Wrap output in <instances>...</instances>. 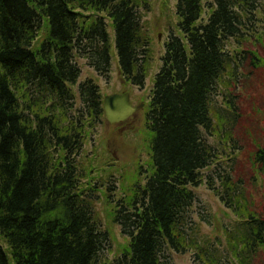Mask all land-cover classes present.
<instances>
[{
	"label": "trees",
	"instance_id": "1",
	"mask_svg": "<svg viewBox=\"0 0 264 264\" xmlns=\"http://www.w3.org/2000/svg\"><path fill=\"white\" fill-rule=\"evenodd\" d=\"M151 2L0 0V264H172L168 250L191 252L194 264H255L264 255V208L226 171L202 172L220 164L206 139L217 108L229 106L215 102L219 86L241 61L262 64L244 45L264 0H177L180 35L165 44L147 111L151 173L113 213L127 248L111 262L103 257L110 236L81 162L89 134L105 122L103 97L91 79L76 96L77 60L109 77L108 18L120 75L143 89L152 47L142 12ZM262 138L250 163L264 173V130ZM203 182L237 219L225 230V255L209 247L193 215L190 188Z\"/></svg>",
	"mask_w": 264,
	"mask_h": 264
},
{
	"label": "rangeland",
	"instance_id": "2",
	"mask_svg": "<svg viewBox=\"0 0 264 264\" xmlns=\"http://www.w3.org/2000/svg\"><path fill=\"white\" fill-rule=\"evenodd\" d=\"M177 4V0H152L150 12H142L144 30L151 40L152 47L151 66L144 89L126 85L122 79L115 47V32L112 21L108 18L106 23L112 56L109 77L99 76L87 66L86 61L77 60L81 69L78 84L73 87L77 97L79 85L91 79L99 86L103 99L111 95L127 94L133 107H140L133 117L123 124L111 126L104 122L89 134L83 148L81 162L85 168L90 169L87 184L89 187H95L89 193L95 196L96 216L110 236V243L103 254L108 262L119 257L129 244L128 239L121 234L120 226L114 223L113 213L118 203L128 201L139 184H145L151 173V134L147 127V111L154 77L162 66L165 44L172 34L180 35ZM203 17L206 19V14ZM257 18L259 20L253 27L257 33L244 48L254 50L262 64L255 69L250 61H241L240 67L236 68L233 74L226 76L225 83L219 86V95L215 102L219 101L217 105L223 107H226V103L232 110L229 106L225 110L217 108L219 113L216 112L218 117L214 118V136H207L206 139L217 148L220 164L202 172L206 177L216 168L226 171L242 181L255 206L264 208V173L258 172L250 163V154L255 150L256 141L263 142L264 6ZM228 46L233 55H240L241 50L236 42L232 41ZM190 189L197 197L192 211L200 225L203 239L211 241L209 247L220 246V254L225 255V230L234 229L236 217L223 206L205 182ZM215 239L219 241L215 242ZM0 244L3 245L2 242ZM167 254L172 264H194L191 252L178 254L168 250ZM255 264H264V255H261Z\"/></svg>",
	"mask_w": 264,
	"mask_h": 264
},
{
	"label": "water",
	"instance_id": "3",
	"mask_svg": "<svg viewBox=\"0 0 264 264\" xmlns=\"http://www.w3.org/2000/svg\"><path fill=\"white\" fill-rule=\"evenodd\" d=\"M140 108H134L129 95H112L104 99V115L109 125H118L129 120Z\"/></svg>",
	"mask_w": 264,
	"mask_h": 264
}]
</instances>
